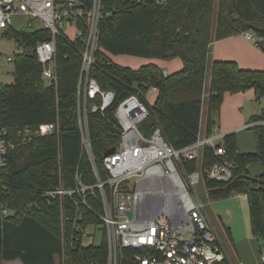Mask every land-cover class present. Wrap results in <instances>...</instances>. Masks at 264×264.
<instances>
[{
  "label": "trees",
  "instance_id": "trees-1",
  "mask_svg": "<svg viewBox=\"0 0 264 264\" xmlns=\"http://www.w3.org/2000/svg\"><path fill=\"white\" fill-rule=\"evenodd\" d=\"M81 1L90 12L94 0ZM56 2L64 4L66 0ZM79 26L83 34L75 41L56 37V84L43 79L36 53L40 43L52 39L50 31H17L13 27L5 31L22 51L12 62V83L0 84V122L6 141L15 144L0 166V264L17 259L23 264H108L106 239L87 247L79 240L83 230L100 221L86 208L76 207L70 198L50 202L43 196L60 184L74 188L77 173L87 185L96 182L79 125L78 91L87 33L84 21ZM245 33H251L262 47L264 0H101L91 76L102 90L116 94V104L134 91L156 87L150 117L141 129L149 135L159 127L167 141L181 149L194 144L201 133L205 96L208 136L213 134L215 115L226 94L253 91L256 101L264 98V68L243 69L232 60L209 64L214 42ZM121 55L166 62L181 59L183 66L171 74H164L155 63L124 67L111 58ZM111 113L112 109L107 111L110 117ZM87 122L95 163L104 180L105 154L118 148L120 136L100 112L89 111ZM262 122L264 112L251 117L249 124ZM46 124H57L59 133L36 135ZM250 129L256 152L241 153L235 133L226 135L220 144L238 165L234 180L219 183L204 179L203 184L212 202L245 195L252 235L264 243V173L252 178L248 171L253 163L264 166V124ZM27 131L32 137L23 141ZM216 159L214 150L205 147L201 160L186 163L185 168L192 172ZM2 207L9 210L7 216ZM226 234L233 246L230 228L226 227ZM132 252L123 251L124 264Z\"/></svg>",
  "mask_w": 264,
  "mask_h": 264
},
{
  "label": "built area",
  "instance_id": "built-area-1",
  "mask_svg": "<svg viewBox=\"0 0 264 264\" xmlns=\"http://www.w3.org/2000/svg\"><path fill=\"white\" fill-rule=\"evenodd\" d=\"M100 9L101 0H94L90 12L81 0H66L64 4L56 0H0V70L3 62L14 60L3 56L1 38L12 27L15 16L30 18L27 30L38 20L50 31L52 39L36 48L42 77L49 83H57L56 37L63 35L75 41L83 34L79 22L84 21L87 28L78 91L79 125L83 150L92 164L96 182L87 185L77 173L74 188L66 189L60 184L43 196L50 202L70 198L76 207L86 208L100 221L83 230L79 240L83 247L96 245L95 235L88 228L101 231L108 244V264H124V250L133 251L128 264H234L205 215V205L198 196L196 203L189 189L198 187L204 179L232 182L237 163L229 158L213 134L208 136L201 131L194 144L181 149L173 147L159 127L146 135L141 125L150 117L156 87L134 91L118 104L113 91L101 89L91 76L98 47ZM67 29L73 30L72 34ZM245 37L256 44L251 33H245ZM18 48L21 52L22 47ZM110 109L111 117L107 114ZM89 111L100 112L120 136L115 153L103 160L104 180L93 156L87 122ZM256 124L264 122L247 124L244 129ZM58 133L57 124H46L40 126L36 135L48 137ZM5 136L0 122V166L7 150L15 147ZM31 137L27 131L23 141ZM205 147L214 150L217 159L188 171L185 164L201 160ZM2 213L7 216L9 210L2 207ZM262 259L264 263V249Z\"/></svg>",
  "mask_w": 264,
  "mask_h": 264
},
{
  "label": "rangeland",
  "instance_id": "rangeland-1",
  "mask_svg": "<svg viewBox=\"0 0 264 264\" xmlns=\"http://www.w3.org/2000/svg\"><path fill=\"white\" fill-rule=\"evenodd\" d=\"M30 22V18L18 15L15 16L12 20V27L13 29L20 31L23 29H28V23ZM43 24L36 20L33 21V27L29 30H34L38 28H43ZM73 30L67 29L68 34H72ZM254 42V41H253ZM255 43V42H254ZM1 49L2 54L6 58H13L15 54L19 52L18 44L9 39L5 32L2 33L1 38ZM113 62L118 65L124 67H136L137 65L141 64H148V63H157L163 69H167L169 73H174L180 70L183 66L181 59H174L172 61H161V60H149L144 58H138L133 56H112L111 57ZM213 58L210 56L209 64L212 63ZM13 81L12 76V63L10 62H3L1 65L0 70V84H10ZM207 86H206V93H207ZM251 91L245 93L249 94ZM253 94V93H252ZM235 95L226 94L224 97L223 104L221 106L220 112L215 115V119L217 118L218 123L216 124V132H224L227 128L233 129L230 132L237 133L238 137V146L241 150V153H254V151H247L249 149H256V141L253 130H244L238 127L243 126L245 123H248L252 116L261 115L264 112V98L261 101H256L254 94L250 95L249 97H242V101L244 103H235ZM154 99V97L152 98ZM207 97L204 98V106H203V124L206 123L207 118ZM204 130V129H203ZM240 138H239V133ZM221 141H218L220 143ZM249 175L252 178L260 177L264 173V166L261 163H253L248 167ZM190 194L192 195L194 201L198 203L197 196L199 197L200 201L205 205V211L208 216L212 219L214 227L216 228L220 240L223 243L224 247L229 252L230 256L235 254L234 248L231 245V241L226 234V227L231 228L232 230V237L236 245L240 243L241 251L245 255L249 257H253L255 253V248L250 246V244L245 241L247 240V236L252 239V231H251V223H250V215L248 209L247 199L244 196H232L229 199L221 200L212 202L208 198V192L203 184V182L196 188L189 189ZM222 218V220L220 219ZM90 233H94L95 235V244L100 245L103 241V235L101 231H97L95 227L88 228ZM244 242V244H243ZM247 242V243H246ZM258 251V250H257ZM258 255L260 258H263V252L258 251ZM255 257V256H254ZM233 259V258H232Z\"/></svg>",
  "mask_w": 264,
  "mask_h": 264
},
{
  "label": "crops",
  "instance_id": "crops-1",
  "mask_svg": "<svg viewBox=\"0 0 264 264\" xmlns=\"http://www.w3.org/2000/svg\"><path fill=\"white\" fill-rule=\"evenodd\" d=\"M210 56H212L213 60H232V61H236L239 66L243 69H251V70H261L264 68V51L262 47L256 46L255 43L251 40H248L245 37V34H240L222 41H217L214 42L211 45V50H210ZM157 64V63H155ZM145 65V64H143ZM163 71L166 72V74H171L168 72L167 69H163L159 64H157ZM140 66H142L141 64L137 65L134 68H139ZM249 92V91H248ZM247 93V92H246ZM254 92L251 91V93L249 94H245V93H240V94H235V103H244L242 101V97H249L250 95H253ZM231 95V94H230ZM155 99V96H154ZM152 99V102L153 100ZM253 117V116H252ZM216 120V124L218 123L217 118ZM250 121L248 123H245L243 126L238 127L237 130H239V128L244 129V126H246L247 124H249ZM201 131L202 133L205 134V123L203 124V120H202V126H201ZM204 129V130H203ZM216 126L213 130V135L217 136L219 138L218 141H223L224 137L228 134L231 133H235V132H230V128H227L224 132L220 133V132H216ZM250 129V128H249ZM249 129H244V130H249ZM239 133V132H238ZM242 133V132H240ZM240 133L239 138H240ZM237 136V133H235ZM220 142V143H221ZM238 137H237V145L241 147L240 144H238ZM257 147V145H256ZM239 151L242 152L241 150H243V152L245 151V149H240L238 147ZM255 150V151H254ZM256 149H249L247 151H254L256 152ZM238 196V195H235ZM240 196H244L246 198L245 195H240ZM205 215L208 219V221L214 226L212 219L208 216V214L205 211ZM220 219L222 220V218L220 217ZM231 229V228H230ZM232 232V230H231ZM233 236V235H232ZM234 240V238H233ZM247 241L250 246L255 248V257H249L248 255H245L244 253H242L241 251V246L240 243L239 245L235 243L234 241V252L235 254H232V261L234 262V264H264L263 263V259L260 258V256L258 255V251L263 252L264 249V243L260 240H258L257 238H255L254 236L251 238H249L247 236ZM246 242V243H247ZM244 244V242H243ZM258 250V251H257ZM2 264H23L21 260H13V261H4Z\"/></svg>",
  "mask_w": 264,
  "mask_h": 264
},
{
  "label": "water",
  "instance_id": "water-1",
  "mask_svg": "<svg viewBox=\"0 0 264 264\" xmlns=\"http://www.w3.org/2000/svg\"><path fill=\"white\" fill-rule=\"evenodd\" d=\"M260 44H261L262 48L264 49V40H262ZM115 151H116V148H112V149L108 150L105 154V158L114 154Z\"/></svg>",
  "mask_w": 264,
  "mask_h": 264
}]
</instances>
